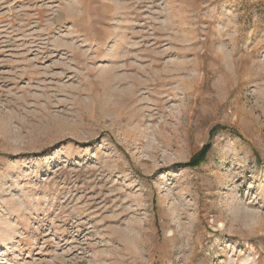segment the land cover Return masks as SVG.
Listing matches in <instances>:
<instances>
[{"label": "rangeland", "instance_id": "1", "mask_svg": "<svg viewBox=\"0 0 264 264\" xmlns=\"http://www.w3.org/2000/svg\"><path fill=\"white\" fill-rule=\"evenodd\" d=\"M0 264H264V0H0Z\"/></svg>", "mask_w": 264, "mask_h": 264}, {"label": "trees", "instance_id": "2", "mask_svg": "<svg viewBox=\"0 0 264 264\" xmlns=\"http://www.w3.org/2000/svg\"><path fill=\"white\" fill-rule=\"evenodd\" d=\"M228 128H225V127H217V128H214L212 132L214 131H218V130H227ZM233 134H236L235 131H231ZM210 133V134H211ZM210 150V145L209 143L205 144L201 149L200 151L194 155L188 162L184 163V164H176L175 167H188V168H196L198 167L199 165H201L205 159H206V156L208 154Z\"/></svg>", "mask_w": 264, "mask_h": 264}]
</instances>
